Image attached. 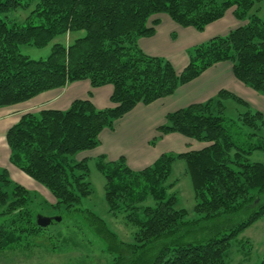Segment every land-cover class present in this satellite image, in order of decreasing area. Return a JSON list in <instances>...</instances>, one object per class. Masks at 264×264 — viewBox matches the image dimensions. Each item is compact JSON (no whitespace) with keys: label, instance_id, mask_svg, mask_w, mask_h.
Here are the masks:
<instances>
[{"label":"trees","instance_id":"16d2710c","mask_svg":"<svg viewBox=\"0 0 264 264\" xmlns=\"http://www.w3.org/2000/svg\"><path fill=\"white\" fill-rule=\"evenodd\" d=\"M254 5L253 0H0V108L80 81L92 89L112 87L105 109L86 99L64 111L22 115L4 134L9 164L48 192L53 209L79 215L94 232L110 235L108 250L119 255L122 243L103 220L79 207L92 190L89 160L76 156L97 148L101 132L112 131L137 105L172 96L220 63H229L236 81L264 98V20L252 13ZM229 10L241 25L188 49L180 71L139 47L140 39L155 34L159 21L149 23L154 16L201 33ZM17 12L25 14L23 21L10 16ZM57 37L72 39L53 44L45 58L20 51L44 48ZM226 101L244 109L235 120L224 116ZM156 134L151 145L178 134L205 147L162 154L139 171L129 169L124 158L93 160L105 179L108 214L132 229L134 251L159 244L146 264H225L231 241L264 216V163L251 161L253 154L264 155V112L220 90L204 103L166 114ZM179 160L194 193L192 220L176 208V193L168 192L172 165ZM36 216L29 191L0 168V254L26 247L46 229L36 226ZM117 260L113 264L122 263Z\"/></svg>","mask_w":264,"mask_h":264},{"label":"rangeland","instance_id":"374dc122","mask_svg":"<svg viewBox=\"0 0 264 264\" xmlns=\"http://www.w3.org/2000/svg\"><path fill=\"white\" fill-rule=\"evenodd\" d=\"M253 1L255 5L252 13H256L260 19L264 20V2H257V0ZM10 16L18 22L25 19V14L22 12H17ZM154 20H158L159 23H161L162 31L160 33V38H162L164 30L166 31L168 27L167 21H171L166 16L159 15L151 18L149 22L150 25ZM175 26L177 28L175 27L172 32L168 29L165 37L166 42L167 39L170 42L171 50L168 51V48H166L162 41H159L161 44H159L160 52L158 53L162 54L160 57L166 58L164 56L166 55L174 59V65L177 67L178 71H180L179 67L183 63L181 56H179L180 53L183 52L182 56L186 62V51L195 45L209 40L212 32L206 31L203 34L197 33V38L193 40L188 39V36L185 35L186 42H183L185 39L182 40L181 34H184L182 31H185V29L177 25ZM178 28L179 31H177ZM71 39V37H57L44 48L23 46L20 51L23 55L31 59H42L49 55L53 44L62 42L67 44ZM179 48H181V52L178 50ZM254 97H256V100H254L253 103L258 107L264 108V98L258 94L254 95ZM224 106V116L228 120H235L238 114L244 111L243 108L235 105L231 101L224 102ZM5 117L6 118L2 117L0 119H10L9 114H6ZM11 121L12 120H9L4 126L8 127ZM5 131L6 129L4 127H0V168L7 169L11 180L29 191L32 206L37 215L44 217L61 216L63 221L52 224L44 231H41L37 238L26 244V247L23 248L22 246L18 251H8L0 254V264H113L119 256H121V258H119L117 262H122L121 264H146L149 260L151 261L159 244L153 243L136 251L132 249L131 246L134 244L132 229L124 226V219L122 217H112L107 212L104 202L105 179L96 169L93 160H90L88 164V182L90 183L92 194L82 199L79 207L82 210L91 211L103 220L107 230L114 236L115 242L118 244L122 243L117 247L120 252L119 255H113V253H110L108 250V244L112 243L110 235H99L98 233L101 229L95 230L96 232H94L92 228L86 225V222L83 221L79 215L69 216L65 215L61 210L53 209L51 205L54 204V201L48 193L43 191L45 189L28 177L22 176V174L18 173V171L9 164L8 156L6 155L7 147L4 141ZM251 161L264 163V155L253 154ZM11 167L12 169H10ZM185 170L186 167L183 161L179 160L173 163L169 178V182L173 183V188L168 192L176 193L178 200L176 208L183 209L187 214V218L192 220L196 218L193 212L195 205L194 193L190 179L186 175ZM15 172L19 174L20 179H18V175L14 174ZM27 181L36 188H32ZM263 254L264 216L239 234L235 240L231 241L225 264H260Z\"/></svg>","mask_w":264,"mask_h":264},{"label":"crops","instance_id":"0c3cea01","mask_svg":"<svg viewBox=\"0 0 264 264\" xmlns=\"http://www.w3.org/2000/svg\"><path fill=\"white\" fill-rule=\"evenodd\" d=\"M167 25V30H164L162 38H160L162 29L161 23H159L152 37L139 40V47L145 54L155 57L162 56V54L158 53L160 52L159 44H161L159 41H162L166 48H168V51L171 50L170 42L168 39L166 42L165 37L168 29L172 32L176 26L168 21ZM240 25L241 23L233 16V10H229L222 19L208 25L201 33L203 34L206 31L212 32L211 38L224 36ZM177 31H179V28ZM182 33H184L181 34L182 40L185 39L183 42H186L185 35L188 36V39L193 40L197 38V33L201 34L200 32L190 30V28L185 29ZM180 49L178 50L181 52ZM182 54L183 52L179 55L181 56V60H183V63L179 67L180 70L186 64ZM164 56L178 71L174 65V59L166 55ZM220 90H226L247 102L253 109L264 112V108L258 107L253 103L256 100V97H254L256 93H252L250 89L243 86L233 77L230 64L220 63L205 71L196 80L178 88L172 96L147 106L137 105L133 110L115 122L112 131L105 129L101 132L99 136L100 144L97 148L78 154L76 160L87 159L90 161L103 156L107 161L113 162L119 158H124L129 169L139 171L152 165L162 154H181L188 151L200 150L205 147L204 144L197 143L178 134L165 135L157 139L153 145L150 143L157 136L156 128L164 123L166 114L183 109L189 105L204 103L214 98ZM111 94V86L92 89L88 81L68 84L61 89L41 93L27 102L0 108V118H6V114H9L10 117L8 120L0 119V127H4L7 131L8 128L16 124L21 116L26 113H38L42 110L64 111L75 100L89 99L96 109H105L111 106L109 101ZM9 120H12L11 123L8 127H5L4 125ZM6 155L8 156V149ZM18 173L20 172L18 171ZM14 174L18 175L17 177L20 179L19 174H16V172ZM27 183L32 188H36L28 181ZM43 191L48 193L45 190Z\"/></svg>","mask_w":264,"mask_h":264},{"label":"water","instance_id":"95a60500","mask_svg":"<svg viewBox=\"0 0 264 264\" xmlns=\"http://www.w3.org/2000/svg\"><path fill=\"white\" fill-rule=\"evenodd\" d=\"M61 221V218L59 216L56 217H44L37 215L35 218V224L38 228L44 229L49 227L50 225L54 223H59Z\"/></svg>","mask_w":264,"mask_h":264}]
</instances>
